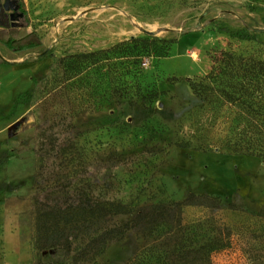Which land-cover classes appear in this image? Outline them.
Returning <instances> with one entry per match:
<instances>
[{"label": "rangeland", "instance_id": "1", "mask_svg": "<svg viewBox=\"0 0 264 264\" xmlns=\"http://www.w3.org/2000/svg\"><path fill=\"white\" fill-rule=\"evenodd\" d=\"M20 1L26 19L0 26V264H37L38 258L77 264L66 250H34V193L69 180L82 187L93 180L135 209L195 193L219 196L220 208H186L187 222L198 230L196 243L233 238L202 264H264V159L226 147L203 152L209 130L199 122L203 100L186 82L209 71L216 51L264 61V0ZM147 34L178 42L143 70L138 94H114L86 109L46 82L55 57ZM9 38L43 45L14 51L3 42ZM63 116L72 117L73 128L62 142H74L79 151L47 155L38 147L40 130ZM181 141L191 147H178ZM160 242L130 230L83 264H131Z\"/></svg>", "mask_w": 264, "mask_h": 264}, {"label": "trees", "instance_id": "2", "mask_svg": "<svg viewBox=\"0 0 264 264\" xmlns=\"http://www.w3.org/2000/svg\"><path fill=\"white\" fill-rule=\"evenodd\" d=\"M17 41L9 38L3 42L14 51L43 45L35 39L16 45ZM177 42V38L147 34L103 50L55 57L46 82L59 86L70 101L94 109L114 94H138L143 70L155 59L167 56ZM171 81L177 83L180 79L173 77ZM186 82L203 100L199 122L209 127L208 143L200 148L203 152L226 147L235 155L264 159V61L227 50L216 51L209 71ZM71 120V116H63L59 122L42 127L39 150L47 155L57 151L77 153L79 147L74 142H62L65 134L72 131ZM177 145L191 147L190 142L184 141ZM222 204L219 196L195 193L181 202L166 201L135 209L93 180L84 187L69 180L34 193V250L38 255L47 250H66L73 253L74 263L95 262L112 243L122 242L130 230H137L161 242L137 253L131 264L207 263L212 254L225 250L233 238L225 242L218 235L196 243L198 230L187 222L186 208L193 206L209 212ZM237 206L231 204L233 209ZM123 215H131V219L123 224L115 222ZM197 222L200 227V219ZM37 264L58 261L38 258Z\"/></svg>", "mask_w": 264, "mask_h": 264}, {"label": "flooded vegetation", "instance_id": "3", "mask_svg": "<svg viewBox=\"0 0 264 264\" xmlns=\"http://www.w3.org/2000/svg\"><path fill=\"white\" fill-rule=\"evenodd\" d=\"M6 0H0V2L5 3ZM10 5L14 7V10L11 11H6V10H1L0 11V22H3L4 25L9 26L11 21L12 16L16 15H21L20 17V23L21 21L26 19V11L25 8L20 0H11Z\"/></svg>", "mask_w": 264, "mask_h": 264}, {"label": "water", "instance_id": "4", "mask_svg": "<svg viewBox=\"0 0 264 264\" xmlns=\"http://www.w3.org/2000/svg\"><path fill=\"white\" fill-rule=\"evenodd\" d=\"M10 1L11 0H6L5 3L0 2V11L1 10H6V11L14 10V7L10 5ZM21 15H23V14L12 16L11 17L12 22L8 25H11L12 27L19 26L21 24L20 23ZM1 25H4L3 22H0V26Z\"/></svg>", "mask_w": 264, "mask_h": 264}, {"label": "crops", "instance_id": "5", "mask_svg": "<svg viewBox=\"0 0 264 264\" xmlns=\"http://www.w3.org/2000/svg\"><path fill=\"white\" fill-rule=\"evenodd\" d=\"M16 248H14V250H12L13 252H12V259H13V261H15L16 262V260H17V257H18V254H17V251L15 250Z\"/></svg>", "mask_w": 264, "mask_h": 264}]
</instances>
